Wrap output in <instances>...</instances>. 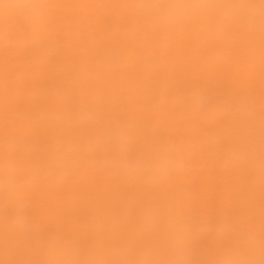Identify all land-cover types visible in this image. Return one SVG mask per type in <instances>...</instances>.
<instances>
[{"label": "rangeland", "instance_id": "1", "mask_svg": "<svg viewBox=\"0 0 264 264\" xmlns=\"http://www.w3.org/2000/svg\"><path fill=\"white\" fill-rule=\"evenodd\" d=\"M167 209L186 231L153 252ZM11 230L39 264L264 259V0H0L6 252Z\"/></svg>", "mask_w": 264, "mask_h": 264}, {"label": "bare ground", "instance_id": "2", "mask_svg": "<svg viewBox=\"0 0 264 264\" xmlns=\"http://www.w3.org/2000/svg\"><path fill=\"white\" fill-rule=\"evenodd\" d=\"M159 216H160V218H162V223H160V222H158L156 220H155V223H153V222L152 223H148V227H149L150 232H147V234L150 235V237L147 238V239H151V240H149L148 250H151L153 252H158V247L157 246L162 245V246H168L169 247L173 243V240H170L169 238H167L168 234L164 233L162 235L161 231L164 232L165 231L164 230L165 227H167V228L172 227L170 231H173V232L175 231V234H176V231H186V229L183 230V229H181L178 226V224H176L178 222V220H179V216H177L172 211V209L171 210L167 209L162 214H161V211H160V213H156V217L159 218ZM37 229L40 230L41 227H37ZM138 231H140V230H138ZM153 231H156V236H159V238H154L156 241L155 240L153 241V239L151 238V237H153ZM18 232H19L18 230H11L9 235L7 234V236H9L8 237L9 249H7V252H6V248L7 247L6 246L2 247L1 244H0V246H1L0 247V264H6V263H8L11 260H13V261L16 260L14 264H39V259L34 254L35 253L34 251H27L26 249L24 250V252H19L18 251L19 248H20V243H21V240L19 239V236L17 234ZM53 234H55V233H53ZM97 234H95V235L97 236ZM144 235L145 234H142V238L145 237ZM77 239L82 240L83 237L80 236V238L77 237ZM147 239H143L142 242L147 240ZM39 240L44 241L45 243H47V241L43 240V235H40V239ZM183 241H186V239H184ZM67 244H68V246H67L66 249H68L69 246L72 247V248H75V249L78 248L77 244H74V243L69 244L68 242H67ZM246 245L247 244L244 243L243 247L246 246ZM44 246H46V245H44ZM83 247L86 248L85 252L88 251L87 255H90L93 259L107 258V256H111L114 253V250L112 248H111L110 251H107V250H105L104 247L101 248V247L97 246L95 244V236H93V237L91 236V240L88 241L87 243H86V241H84V239L82 240V242H81V244L79 246V253L80 252H84V250L82 249ZM135 247H136L137 250H139L141 252H144L142 250L143 246L137 245V243L134 242L133 240H128L125 244H123V248H125V250H132ZM243 247H241V248H243ZM171 248H172V250H174L173 247H171ZM40 250L42 252H44L43 248H40ZM240 251L242 252L244 257H243L242 260H238L239 262L235 261V264H242V263L247 262V261L250 264H264L263 255H260V256L259 255L258 256L257 255H252L250 257V256L247 255V254H250V252L249 253H245L242 249H240ZM38 252H40V251H38ZM40 253H37V254L40 255ZM192 253H193V251H192ZM76 254H78V253L73 252L72 254H68V256H70V258L68 260L69 263L66 262V264H77ZM173 254H174L175 257L178 258L179 261L181 260L180 258L182 256V252H179V253L175 252ZM215 254L216 253H214V255ZM214 255L210 254L209 256L215 257ZM80 256L84 257L85 254L80 253ZM17 259H19V260H17ZM193 260L194 261L191 262V263H183V264H201V262H198L200 260L199 257H194ZM121 261L125 262L126 260L121 259ZM80 264H84V260L82 262H80Z\"/></svg>", "mask_w": 264, "mask_h": 264}]
</instances>
